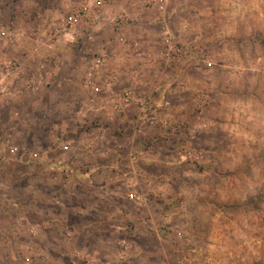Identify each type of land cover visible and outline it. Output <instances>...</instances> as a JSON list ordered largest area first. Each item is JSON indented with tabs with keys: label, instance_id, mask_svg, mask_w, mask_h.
<instances>
[{
	"label": "rangeland",
	"instance_id": "374dc122",
	"mask_svg": "<svg viewBox=\"0 0 264 264\" xmlns=\"http://www.w3.org/2000/svg\"><path fill=\"white\" fill-rule=\"evenodd\" d=\"M84 1L0 0V264H264V0Z\"/></svg>",
	"mask_w": 264,
	"mask_h": 264
},
{
	"label": "built area",
	"instance_id": "2783aa9c",
	"mask_svg": "<svg viewBox=\"0 0 264 264\" xmlns=\"http://www.w3.org/2000/svg\"><path fill=\"white\" fill-rule=\"evenodd\" d=\"M105 1L106 0H98L97 2L101 5L102 3L104 4ZM86 8H87V5L85 4V1H84V3L81 4L80 11L82 13H85L86 12ZM81 12L76 13L75 15L70 14L67 17L63 18V20L60 22L58 31H60V32H68L72 28L73 23L77 20V17H80L82 15ZM165 45H166L165 46L166 47L165 51H166L167 55H169L170 53H178L177 52L178 49L176 47H174V45L172 44V42L170 41L169 38L166 39V44ZM97 62H100V61L97 60Z\"/></svg>",
	"mask_w": 264,
	"mask_h": 264
},
{
	"label": "crops",
	"instance_id": "0c3cea01",
	"mask_svg": "<svg viewBox=\"0 0 264 264\" xmlns=\"http://www.w3.org/2000/svg\"><path fill=\"white\" fill-rule=\"evenodd\" d=\"M18 1H20V0H18ZM31 1V0H30ZM82 2H80L81 4L82 3H84V0H81ZM28 6H30V4L28 5ZM34 14H32L33 15V18H34V24L35 25H37L38 27H39V32H38V34L36 35V37H42L43 35H44V33H42V29H41V25L43 24V19L42 18H44L43 16H36L35 15V12H33ZM20 18V17H19ZM18 18V19H19ZM41 18V19H40ZM16 22V24L17 23H19L20 22V19L19 20H17L16 18L15 19H13V23H15ZM165 28V27H164ZM34 29L35 28H31L30 27V29H28V31L27 32H25L24 34H27L26 36H27V38H31L32 37V31H34ZM167 30V29H166ZM168 31H166V33H167ZM7 34H11L13 37L14 36H16V38H14V41H16V39H17V37H18V35L16 34V33H14L13 32V30H8V33ZM15 34V35H14ZM24 34H22L24 37H25V35ZM6 36H9V35H6ZM35 39V38H34ZM12 45L14 46L15 44L14 43H12ZM21 46L20 45H18V46H16L15 48L16 49H14L15 50V53H18L19 52V48H20ZM27 47H25L24 49L21 47V50L23 51V52H26V53H28V54H31V53H33L34 52V50L33 49H26ZM38 50H40V49H38ZM33 51V52H32ZM31 52V53H30Z\"/></svg>",
	"mask_w": 264,
	"mask_h": 264
}]
</instances>
